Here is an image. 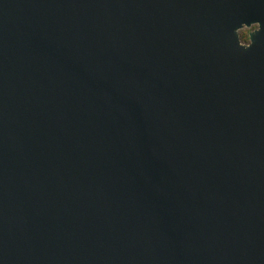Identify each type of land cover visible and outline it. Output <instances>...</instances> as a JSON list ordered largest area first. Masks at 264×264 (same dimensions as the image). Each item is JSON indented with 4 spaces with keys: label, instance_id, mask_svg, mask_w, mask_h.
<instances>
[{
    "label": "water",
    "instance_id": "95a60500",
    "mask_svg": "<svg viewBox=\"0 0 264 264\" xmlns=\"http://www.w3.org/2000/svg\"><path fill=\"white\" fill-rule=\"evenodd\" d=\"M0 264H264V0H0Z\"/></svg>",
    "mask_w": 264,
    "mask_h": 264
},
{
    "label": "rangeland",
    "instance_id": "374dc122",
    "mask_svg": "<svg viewBox=\"0 0 264 264\" xmlns=\"http://www.w3.org/2000/svg\"><path fill=\"white\" fill-rule=\"evenodd\" d=\"M253 28V26H250V27H242L240 30H239V37L240 35H246L248 36V32ZM242 41V39H241ZM248 41V40H247ZM247 41H242V42H247Z\"/></svg>",
    "mask_w": 264,
    "mask_h": 264
},
{
    "label": "trees",
    "instance_id": "16d2710c",
    "mask_svg": "<svg viewBox=\"0 0 264 264\" xmlns=\"http://www.w3.org/2000/svg\"><path fill=\"white\" fill-rule=\"evenodd\" d=\"M240 39H242V41H247L248 40V36L240 35Z\"/></svg>",
    "mask_w": 264,
    "mask_h": 264
}]
</instances>
